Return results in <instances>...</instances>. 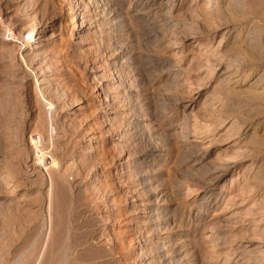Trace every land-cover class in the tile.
Masks as SVG:
<instances>
[{
  "label": "rangeland",
  "instance_id": "obj_1",
  "mask_svg": "<svg viewBox=\"0 0 264 264\" xmlns=\"http://www.w3.org/2000/svg\"><path fill=\"white\" fill-rule=\"evenodd\" d=\"M65 262L264 264V0H0V264Z\"/></svg>",
  "mask_w": 264,
  "mask_h": 264
},
{
  "label": "bare ground",
  "instance_id": "obj_2",
  "mask_svg": "<svg viewBox=\"0 0 264 264\" xmlns=\"http://www.w3.org/2000/svg\"><path fill=\"white\" fill-rule=\"evenodd\" d=\"M81 1H82V0H81ZM230 1L233 2V3L236 2V0H230ZM223 14H224V13H223ZM77 16H78V15H77ZM74 17H75V16H74ZM77 18H78V17H77ZM74 19H75V18H74ZM255 82H256V81H255ZM261 82H262V81H261ZM39 83H40V82H38V84H39ZM40 147H42V145H41ZM40 147H39V148H40ZM39 150H40V149H39ZM39 150H38V148H37L36 150L34 149V153L36 154V156L38 155V157L41 156L42 158H44V157H45V154H43L42 151H39ZM1 178H2V177H1ZM2 179H3V178H2ZM51 180H52V179H51ZM5 183H6V182H5ZM12 184H13V183H12ZM62 192H63V191H62ZM63 194H64V193H63ZM65 194H66V193H65ZM61 198H62V197H61ZM65 198H66V197H65ZM65 198H64V199H65ZM64 199H63V200H64ZM65 200H66V199H65ZM57 201H58V200H57ZM57 204H58V203H57ZM64 204H65V203H64ZM63 206H64V205H63ZM62 209H63V208H62ZM56 221H57V220H56ZM161 227H162V226H161ZM62 228H63V227H62ZM55 243H56V242H55ZM63 251H64V250H63ZM59 252H60V251H59ZM61 254H62V253H61ZM65 254H66V253H65ZM61 256H62V255H61ZM74 258H75V257H74ZM74 258H73V259H74ZM70 259H71V258H70ZM56 261H57V260H56ZM71 261H72V260H71ZM57 262H58V261H57ZM66 262H67V261H66ZM66 262H65V264H66ZM78 262H79V261H78ZM78 262H76V263H78ZM72 263H74V262H72ZM57 264H58V263H57Z\"/></svg>",
  "mask_w": 264,
  "mask_h": 264
},
{
  "label": "built area",
  "instance_id": "obj_3",
  "mask_svg": "<svg viewBox=\"0 0 264 264\" xmlns=\"http://www.w3.org/2000/svg\"><path fill=\"white\" fill-rule=\"evenodd\" d=\"M32 147L36 150L42 145V137L40 135H36L31 139Z\"/></svg>",
  "mask_w": 264,
  "mask_h": 264
}]
</instances>
